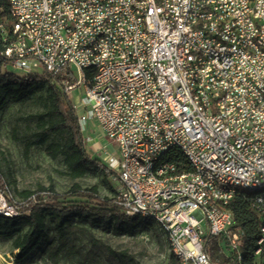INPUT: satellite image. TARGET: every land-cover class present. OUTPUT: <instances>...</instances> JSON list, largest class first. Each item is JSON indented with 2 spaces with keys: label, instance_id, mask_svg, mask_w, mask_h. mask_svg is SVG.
I'll list each match as a JSON object with an SVG mask.
<instances>
[{
  "label": "built area",
  "instance_id": "built-area-1",
  "mask_svg": "<svg viewBox=\"0 0 264 264\" xmlns=\"http://www.w3.org/2000/svg\"><path fill=\"white\" fill-rule=\"evenodd\" d=\"M18 4L4 54L23 74L64 77L86 142L99 153L97 132L116 147L115 155L102 149L100 157L113 170L114 200L122 212H159L166 218L184 255L178 264H238L242 234L228 213L206 201L200 179L214 174L253 185L264 182V61L251 40V32L264 36V30L251 25L245 0ZM146 49H153L152 58H145ZM85 67H93V84L84 83ZM172 138L197 156L198 167H191L196 178L159 192L148 166ZM174 153L173 147L161 174L183 167L171 159ZM128 166L138 168L140 179L129 178ZM219 193L227 204L237 197ZM6 197L0 190V211L20 213L19 202ZM251 201L262 227L264 202ZM208 237L217 238L224 262L209 257Z\"/></svg>",
  "mask_w": 264,
  "mask_h": 264
},
{
  "label": "trees",
  "instance_id": "trees-1",
  "mask_svg": "<svg viewBox=\"0 0 264 264\" xmlns=\"http://www.w3.org/2000/svg\"><path fill=\"white\" fill-rule=\"evenodd\" d=\"M13 18L10 0H0V118L8 101L36 99L40 110L34 115V125L27 137L21 138L15 128V138L21 140L29 155L33 147L44 149L53 159L62 157L66 167L64 172L74 183L63 195L54 186H39L38 190H19L24 204L14 217L0 216V237L11 239L17 249L16 259L30 260L35 250L48 236V221L55 222L60 232H87V229L73 224V220L90 222L115 233H133L138 227L157 224L150 218L127 216L115 203L113 197H103L100 186L95 183L83 186L79 180L88 176H101L115 192L113 170L90 152L82 131L78 114L63 87L64 77L50 73L18 74L10 70V59L4 54L5 47L13 39ZM6 37V39H4ZM69 80L72 81V78ZM176 164L191 170L188 161L180 153L171 156ZM0 190H5L0 172ZM228 208L235 214L237 227L244 233L243 264H264V245L259 254L256 249L262 236V220L246 193L234 198ZM65 249L63 245L59 250ZM205 250L212 260L224 262L217 246V238L206 239ZM171 264L178 259L171 253Z\"/></svg>",
  "mask_w": 264,
  "mask_h": 264
},
{
  "label": "rangeland",
  "instance_id": "rangeland-1",
  "mask_svg": "<svg viewBox=\"0 0 264 264\" xmlns=\"http://www.w3.org/2000/svg\"><path fill=\"white\" fill-rule=\"evenodd\" d=\"M10 70L23 74L12 66ZM39 110L36 99H27L10 100L2 111L0 172L8 201L13 198L12 201L23 203L18 191L38 190L39 186H54L55 191L63 195L74 183L64 174L66 167L62 157L53 159L39 147H33L29 155H26L23 142L15 138L16 127L21 138L29 135V129L34 125L33 115ZM95 143L100 148V155L102 149L110 155L116 154V147L107 144L105 138L97 132ZM105 144L106 148L103 147ZM79 181L85 187L97 183L101 196L113 197L112 189L101 176H88ZM23 205H19L20 211ZM73 224L87 229V232H60L55 222L49 220L48 236L44 243L35 250L30 260L21 262L16 259L18 250L14 249L13 241L0 237V264H171L168 238L158 224L138 227L133 233H115L78 220H73ZM63 245L65 249L59 250Z\"/></svg>",
  "mask_w": 264,
  "mask_h": 264
},
{
  "label": "bare ground",
  "instance_id": "bare-ground-1",
  "mask_svg": "<svg viewBox=\"0 0 264 264\" xmlns=\"http://www.w3.org/2000/svg\"><path fill=\"white\" fill-rule=\"evenodd\" d=\"M234 2H241V0H234ZM247 6L250 8L251 25H257V30H264L263 22V5H259V0H245ZM10 11L14 19L19 17V4L18 0H10ZM12 25V27H13ZM6 39V38H4ZM251 40L257 46V49L262 51V58L264 61V36L259 34V32H251ZM10 43L5 47L8 50ZM153 57V49L145 50V58ZM84 83L93 84V67H85L83 69ZM262 82H264V73L262 75ZM173 147L175 153H180L188 161L191 167H198V158L195 156L194 152L189 150L188 144L179 138H172V145H166L160 147L158 153L152 157L150 165L148 166V174L152 178V187L156 188L159 192H171L175 190L179 183L185 182V180H193L196 178V169L186 170L184 167H173L170 172H164L161 174V169L164 163L170 158V154L173 152ZM128 175L130 179H140V171L135 166H128ZM211 183H216L217 188H213ZM200 187L203 188V196L206 201H210L214 208L223 213H228L230 217V223L236 225L237 222L235 214L232 210L228 208L225 196L221 191L234 192L235 196H239L242 193H246L250 199L258 200L264 202V182L253 185V183L248 182H237L234 180H228V178H220L219 175L207 174V179H200ZM115 189V186H114ZM115 194V192H114ZM13 199V198H12ZM1 207V199H0ZM19 213H11L8 211H0V216L14 217ZM141 216L145 218H150L155 221L161 229L166 233L169 243L170 252L178 259V262H184V255L178 252V238L172 233V227L168 224V220L163 218L159 212H133L131 216ZM239 233H241V243H245L244 233L239 228ZM261 241L262 247L264 245V225L261 227ZM260 245V239L258 241ZM261 252L260 246L256 249V253ZM243 249L241 251V256H238V264H243Z\"/></svg>",
  "mask_w": 264,
  "mask_h": 264
},
{
  "label": "crops",
  "instance_id": "crops-1",
  "mask_svg": "<svg viewBox=\"0 0 264 264\" xmlns=\"http://www.w3.org/2000/svg\"><path fill=\"white\" fill-rule=\"evenodd\" d=\"M84 136H85V139H86V134L85 133H84ZM87 146H88V148H89V150H90V152L92 153L93 156H100V153L96 152V150H95L96 145L95 146L94 145H89L87 143Z\"/></svg>",
  "mask_w": 264,
  "mask_h": 264
}]
</instances>
